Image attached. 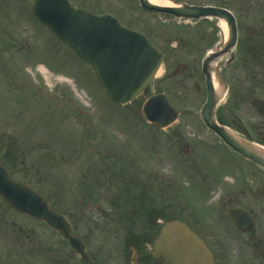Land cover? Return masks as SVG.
<instances>
[{"label":"rangeland","instance_id":"374dc122","mask_svg":"<svg viewBox=\"0 0 264 264\" xmlns=\"http://www.w3.org/2000/svg\"><path fill=\"white\" fill-rule=\"evenodd\" d=\"M9 1L8 18L0 0V160L13 171L12 178L35 186L53 209L71 221L85 218L86 222L72 225L86 238L90 252L99 250L103 242L112 250L116 243L113 235L106 237L99 229L100 210L107 208L110 214L113 205L124 216H137L140 206L127 199H133L141 185L147 184L155 206L168 202L178 208L201 206L224 195L230 182L226 175L230 156L195 114L205 97L202 57L220 39L213 19L183 23L147 13L137 0H93L92 12L112 14L123 25L142 32L168 58L143 95L117 107L97 86L88 66L32 21L25 3L24 7L22 1ZM39 66L47 70L46 76L38 71ZM250 70L239 54L231 66L222 67L226 83L231 81V93L219 110L228 117L231 99V107L236 106L231 120L255 141L264 138V129L250 98H264V89L260 76L253 80ZM156 93H163L180 112L177 122L165 130L145 123L141 116L142 104ZM3 137L21 140L6 143ZM185 144L191 148L188 157L181 154ZM237 163L231 161L232 188L243 175L244 165ZM207 167L225 172L220 188L210 191L206 187L209 179L201 173ZM85 206L89 208L84 211ZM109 250V255L116 254Z\"/></svg>","mask_w":264,"mask_h":264},{"label":"flooded vegetation","instance_id":"af4514ba","mask_svg":"<svg viewBox=\"0 0 264 264\" xmlns=\"http://www.w3.org/2000/svg\"><path fill=\"white\" fill-rule=\"evenodd\" d=\"M21 1L24 7L25 4L27 5L29 12V0H17L18 4ZM68 1L75 8L92 11L90 4L93 0ZM10 2L4 0L8 18L11 16L8 12ZM182 2L188 6L219 8L235 18L236 53L251 69L253 80L257 75L260 76V85L264 89V0H210L207 4L191 3L188 0H182ZM240 17L244 19L241 20ZM229 87L231 93V81ZM262 93L264 94V91ZM257 116L264 129V117ZM222 122L230 131L243 135L235 122L231 120V99L228 106V119H223ZM206 132L216 140L220 149L230 156L226 174L230 182L227 190L223 191L224 195L213 202L204 204L205 206L192 208L173 207L172 203L168 202L161 210H149L145 216L131 218V224L125 222V218L119 215V211H116L115 215L112 210L110 214H107V208L104 211L100 210L101 227L99 226V229L103 230L102 233L106 237L113 235L112 238H116V243L113 244L112 250H109L107 244L103 242L99 250L95 249L91 252L96 263L109 264L110 260L114 259L113 264H172L169 260L156 256L153 245L163 225L178 221L204 244L213 264H264V170L232 152L210 131L206 130ZM3 139L6 143L18 144L21 140L18 137H3ZM263 139H260L261 144H264ZM202 157L205 158L204 155ZM231 161L244 165L241 169L242 178L236 188L231 187ZM204 173L205 180L209 179L206 187L210 191L213 190L212 187H221L220 182L224 173L218 174L211 168ZM251 177L256 179L252 181ZM87 208L89 206L85 207L84 211ZM231 208L243 211L242 215L236 219L239 225L226 215L227 210ZM76 219L80 220H74V222L70 219L74 232L78 227L75 228L72 223L80 224L85 218ZM95 228L98 227L95 226ZM81 237L88 249L89 243L84 236ZM108 250L116 254L109 255ZM0 264L82 263L69 249L67 243L45 223L16 211L0 198Z\"/></svg>","mask_w":264,"mask_h":264},{"label":"water","instance_id":"95a60500","mask_svg":"<svg viewBox=\"0 0 264 264\" xmlns=\"http://www.w3.org/2000/svg\"><path fill=\"white\" fill-rule=\"evenodd\" d=\"M166 1L172 6L161 7L148 0H138V3L148 12L177 19L198 21L216 18L226 23L228 37L224 47L216 51L220 46L218 43L202 60L206 99L197 114L205 126L215 132L234 152L264 169V149L230 134L218 123L221 120L215 117L217 106L227 91L222 67H227L234 60L232 50L236 44V27L233 18L221 10L187 7L178 2ZM30 11L34 18L66 44L82 62L90 65L95 81L117 106H126L140 96L163 61V54L152 47L142 34L121 26L110 14L97 16L75 9L67 0H31ZM222 55H226V61L218 66H211ZM251 105L258 113H263L262 100L254 98ZM141 116L146 123L163 130L177 120L179 113L168 104L164 95L156 94L143 103ZM182 152L189 154L187 145ZM0 196L14 209L45 222L57 231L84 264H95L86 253L83 243L71 231L67 220L53 212L47 201L33 189L11 181L1 164ZM241 213L242 211L231 209V218L237 225L235 218L240 217ZM154 250L156 255L171 260L172 264H212L203 245L179 223H170L161 229Z\"/></svg>","mask_w":264,"mask_h":264},{"label":"bare ground","instance_id":"6f19581e","mask_svg":"<svg viewBox=\"0 0 264 264\" xmlns=\"http://www.w3.org/2000/svg\"><path fill=\"white\" fill-rule=\"evenodd\" d=\"M148 1L151 4H153V5H157V6H161V7H170V6H172V4H170V2H168L166 0H148ZM218 26H219V29H220V32H221L222 41L220 42V46L216 49V51H218L219 49L224 47V45L226 43V40H227V37H228L226 24L223 21H219L218 22ZM225 57H226V55H222L221 57L217 58L215 60V62L212 63L211 66H213V67L218 66L224 60ZM38 71L42 75H45V76L48 74L47 70L44 67H42V66L38 67ZM160 74H161V71L159 70L157 72L156 77H159ZM212 77H213V75H212ZM60 81H64V80L60 79Z\"/></svg>","mask_w":264,"mask_h":264},{"label":"trees","instance_id":"16d2710c","mask_svg":"<svg viewBox=\"0 0 264 264\" xmlns=\"http://www.w3.org/2000/svg\"><path fill=\"white\" fill-rule=\"evenodd\" d=\"M8 155H10V153ZM125 192L127 193L128 191L126 190ZM137 192H139V193H137V196H135V197L131 196L133 199H127V203L133 204L135 206H137V203H138V206H140V209L142 206L139 203H141V202L147 203V206H150V204H149L150 200L148 197L149 192L145 189V187H142V188L140 187V189H137ZM128 194L131 195V191Z\"/></svg>","mask_w":264,"mask_h":264}]
</instances>
